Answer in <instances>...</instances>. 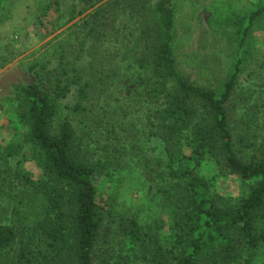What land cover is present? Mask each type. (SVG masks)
<instances>
[{
	"label": "rangeland",
	"instance_id": "obj_1",
	"mask_svg": "<svg viewBox=\"0 0 264 264\" xmlns=\"http://www.w3.org/2000/svg\"><path fill=\"white\" fill-rule=\"evenodd\" d=\"M173 1L178 70L191 84L220 95L240 59L233 94L226 104L235 147L245 160L264 158V14L252 22L239 47L259 0ZM144 3L138 18L117 7L94 16L95 7L86 9L82 0H5L0 9V224L15 221L22 225L28 217L25 223L30 221L34 227L31 221L41 217L45 208L39 198L28 194L34 188L25 186L24 179H15L16 171L31 178L34 187L63 186L26 140L28 105L20 89L35 81L33 64H46L57 74L75 75L77 87L87 89L82 99L75 86L69 96L56 100L53 132H58L65 119L70 120L74 153L98 168L94 176L97 199L108 216L95 247L94 264L123 262L130 245L125 226L131 217L144 225L162 224L164 238L174 233L164 222L177 189L167 174L164 144L151 132L152 112L164 101L160 97L152 102L150 94V87L155 86L149 83L156 76L144 58L151 51L145 31L155 19ZM79 101L82 108L75 109ZM9 142L21 145L20 154L3 152ZM201 167L210 193L223 198L221 207L239 205L256 185L255 180L236 174H221L213 163L204 162ZM19 194L25 204L22 211L17 210L22 206L15 198ZM261 225L264 228V221ZM30 227L22 229L12 245L0 249V264H13L20 246L29 239L33 245L38 242ZM226 247L231 248L229 257ZM246 257L237 236L206 248L198 264H247ZM248 264H264V242Z\"/></svg>",
	"mask_w": 264,
	"mask_h": 264
},
{
	"label": "trees",
	"instance_id": "obj_2",
	"mask_svg": "<svg viewBox=\"0 0 264 264\" xmlns=\"http://www.w3.org/2000/svg\"><path fill=\"white\" fill-rule=\"evenodd\" d=\"M91 15L105 13L107 7L121 9L140 17L142 2L155 21L145 31L151 51L144 57L153 68V83H149L152 102L163 98V104L152 112V135L164 144L168 177L175 182L176 198L170 200L169 217L164 223L174 231L173 237L161 234L162 224L144 225L137 217L127 221L129 252L121 264H198L204 250L218 242L242 240L250 262L251 256L264 242V158L245 160L235 147V135L230 126L226 104L230 101L240 71V59L231 77L218 95L214 90L191 84L178 70L174 56L173 0H82ZM5 0H0V9ZM152 2V4H151ZM131 10V12H130ZM264 14V0H259L250 12L249 25L242 31L239 47L244 44L250 25ZM73 14L71 18H75ZM35 81L20 89L28 105L29 132L26 140L42 156V163L62 187H34L31 178L16 171L15 179L34 188L28 193L39 204L40 216L19 225L13 221L0 224V249L16 242L27 226L36 231V244L30 239L20 246L13 264H94V251L108 211L97 199L94 176L96 165L74 153L75 131L65 119L53 132L57 113L56 100L69 96L79 85L75 75L57 74L46 64L31 66ZM80 98L86 87L78 86ZM75 109L82 108L77 102ZM19 144L9 142L6 155L20 154ZM204 162L220 167L221 174L255 180L256 185L237 206H220V196L210 193L209 179L203 173ZM22 190V189H21ZM179 195L177 196V194ZM17 210L25 205L20 197ZM26 197V196H24ZM173 198V196H172ZM34 200V202H35ZM33 202V203H34ZM112 204V203H111ZM33 205V204H32ZM113 206V204H112ZM31 205L29 206V208ZM39 212V209L37 210ZM164 221V220H163ZM260 229H263L260 231ZM231 248L225 249L229 257Z\"/></svg>",
	"mask_w": 264,
	"mask_h": 264
}]
</instances>
